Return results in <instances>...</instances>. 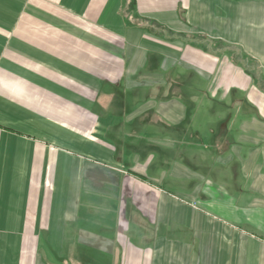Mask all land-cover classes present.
I'll return each instance as SVG.
<instances>
[{
    "label": "crops",
    "instance_id": "obj_1",
    "mask_svg": "<svg viewBox=\"0 0 264 264\" xmlns=\"http://www.w3.org/2000/svg\"><path fill=\"white\" fill-rule=\"evenodd\" d=\"M0 264H264V1L0 0Z\"/></svg>",
    "mask_w": 264,
    "mask_h": 264
},
{
    "label": "rangeland",
    "instance_id": "obj_2",
    "mask_svg": "<svg viewBox=\"0 0 264 264\" xmlns=\"http://www.w3.org/2000/svg\"><path fill=\"white\" fill-rule=\"evenodd\" d=\"M233 1H236V3H241V2H245V1H252V0H233ZM253 1H264V0H253ZM223 11H220V12H218L216 15H219V13H222ZM222 15H224V13H222ZM243 30L241 29V30H238L237 31V34H236V40L238 41V40H240V41H242L243 40ZM188 40H191V41H197V42H200L201 43V40L200 39H198L197 37H192V36H189V38H188ZM202 45L204 44L203 42L201 43ZM205 46V45H204ZM230 52L232 53H235V55L238 53L237 52V49H234V48H231L230 49ZM229 55V54H228ZM235 59V60H234ZM231 61H234L235 63H236V65L237 66H239V67H241V68H245V70L247 69V71H249V73H251V75L253 76V79L255 80H257L258 78H257V76H256V67L258 66L256 63H249L247 60L246 61H244V59H240L239 57H235V58H233V59H231ZM199 84H201L202 85V89L205 91V90H207V86H210V84H208L206 81H204V80H200L199 82H198ZM206 95V94H205ZM203 100H205V101H207V99H206V97H205V99H203Z\"/></svg>",
    "mask_w": 264,
    "mask_h": 264
}]
</instances>
